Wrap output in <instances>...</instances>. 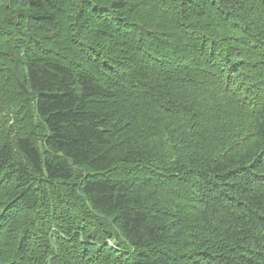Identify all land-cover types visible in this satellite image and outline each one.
Here are the masks:
<instances>
[{"label": "trees", "instance_id": "16d2710c", "mask_svg": "<svg viewBox=\"0 0 264 264\" xmlns=\"http://www.w3.org/2000/svg\"><path fill=\"white\" fill-rule=\"evenodd\" d=\"M0 264H264V0H0Z\"/></svg>", "mask_w": 264, "mask_h": 264}]
</instances>
